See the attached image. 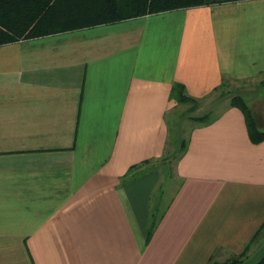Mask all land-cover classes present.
Wrapping results in <instances>:
<instances>
[{
  "label": "crops",
  "instance_id": "obj_1",
  "mask_svg": "<svg viewBox=\"0 0 264 264\" xmlns=\"http://www.w3.org/2000/svg\"><path fill=\"white\" fill-rule=\"evenodd\" d=\"M222 82L239 86L221 112L172 135V85L196 111ZM249 130L264 132V0L3 43L0 264H220L247 244L236 264H256L264 138ZM159 159L170 194L168 171L146 169Z\"/></svg>",
  "mask_w": 264,
  "mask_h": 264
},
{
  "label": "trees",
  "instance_id": "obj_2",
  "mask_svg": "<svg viewBox=\"0 0 264 264\" xmlns=\"http://www.w3.org/2000/svg\"><path fill=\"white\" fill-rule=\"evenodd\" d=\"M227 1L234 0H0V45L146 14ZM222 85L224 82L220 86ZM220 86L216 89L218 90ZM222 94L224 91H221ZM170 95L178 103L188 101L193 105L198 103L197 100L186 95L183 85L179 83L172 85ZM230 104L239 106L250 123L251 111L240 97H232ZM211 119L210 113L196 118L201 122ZM249 132L253 135V139L264 138V132L259 130H249ZM183 148L184 141L181 142L180 150ZM158 219L153 210L147 235H150ZM248 245L239 255L220 264L240 262L245 256ZM256 264H264V256Z\"/></svg>",
  "mask_w": 264,
  "mask_h": 264
},
{
  "label": "rangeland",
  "instance_id": "obj_3",
  "mask_svg": "<svg viewBox=\"0 0 264 264\" xmlns=\"http://www.w3.org/2000/svg\"><path fill=\"white\" fill-rule=\"evenodd\" d=\"M238 84L239 83L235 82L226 83L219 90L215 91L214 93H211L208 97L200 101V104L198 105L199 110L196 111L195 109H190L193 103L189 101L184 103H177V105L172 108L168 114L169 124L173 131L172 135L175 134V131L177 132V130H182V137L185 138L189 128L192 126V124H194L192 116L201 113V111H203L207 106L212 107L211 115H216L217 113H220L221 110L227 105L229 96L236 92V88L239 86ZM220 91H225L226 93L224 95H220ZM173 161L174 160L172 159L164 162L159 159L151 162L146 166V169L159 168L161 171L163 169L168 171V173L170 174V176H168L170 177V179H168V185H170V187H168L169 194L176 180V178H173L172 176ZM168 177L165 176L164 180Z\"/></svg>",
  "mask_w": 264,
  "mask_h": 264
}]
</instances>
